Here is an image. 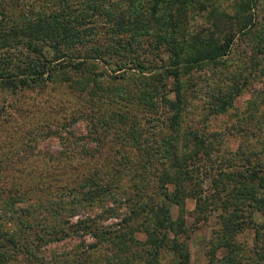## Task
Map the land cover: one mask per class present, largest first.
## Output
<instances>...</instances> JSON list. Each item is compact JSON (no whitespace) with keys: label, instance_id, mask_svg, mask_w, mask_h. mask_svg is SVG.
Segmentation results:
<instances>
[{"label":"trees","instance_id":"1","mask_svg":"<svg viewBox=\"0 0 264 264\" xmlns=\"http://www.w3.org/2000/svg\"><path fill=\"white\" fill-rule=\"evenodd\" d=\"M48 1L52 11L25 22L22 7L25 3L32 4V0H0V95L5 92L19 97L27 91L59 85L79 98L87 94L102 100L105 96L108 106H98L103 112L98 116L85 112V108L94 106L86 103L72 115L63 113L54 120L32 123L31 127L22 128V132L20 129L7 130L16 139L0 143V264H10L6 254L9 246L18 248L22 245L27 254L33 252L34 249L23 242L30 230H27V221L42 224L35 227L34 239L47 242L63 232L61 228L74 226L65 219L64 226L45 233V220L50 218L53 222L67 214L70 218L77 216V223L93 230V237L99 236L102 242L109 243L102 264H152L160 251L172 255L171 264H189V248L181 237L188 236L184 209L187 195L180 184L192 180L193 171L189 167L195 164L192 158L200 152L208 157L214 147L213 142H205V136L196 131L189 130V137H181L176 145L179 131L177 126L172 128L171 125L173 137L169 140L168 136L164 137L157 147L168 149L163 155L171 153L173 158L168 167L155 175L154 196L146 194V185L135 188V193L125 198L130 201L127 203L130 209L121 223L99 230L92 227L90 219L83 213L93 204L99 203L103 207L107 201L121 202L117 190L125 174L124 166H135V161L118 155L128 140L134 141L133 131H145L137 122L141 109L137 111L129 104L126 91H119L117 84L108 85L107 82L150 79L154 81L153 91L161 104L179 116L184 102L188 104L190 98L183 94L185 88L181 87L197 84L196 78L187 81L181 78L190 76L193 69V76L201 75L208 64L215 69L232 63L235 65L234 85L220 93L216 107L232 106L233 98L243 91L241 85H247L246 89L251 90L250 78L255 77L256 71L264 75V0H85L87 11L69 0ZM96 17H104L103 22L109 24L112 43H92L95 25L86 24L95 22ZM202 19L206 25L200 23ZM123 32L127 34L124 38L120 36ZM140 36L153 37L155 43H146V46L168 53V61L159 64L153 61L150 66H145L136 54L143 47V43H135ZM113 57L116 59L111 65L108 60ZM169 77L175 99H170L168 90H163V80ZM138 83L146 85V82ZM251 94L254 99L260 93L251 91ZM2 95L0 114L9 112V107H16ZM129 96L143 103L147 101L142 100L143 91ZM155 100L149 101L154 105L158 102L157 98ZM251 102L253 106L257 103L256 100ZM255 115L250 114L248 118ZM20 117H23L22 112ZM145 132L153 133V130ZM46 138L58 141L57 154H49L46 159L36 157L35 152H40V143ZM166 139L168 147L165 146ZM261 149L264 152V147ZM105 150L107 153L104 154ZM176 150H179L178 155H175ZM108 151L109 155L104 156ZM157 151L152 150L154 153L149 155L156 159L153 155L159 154ZM245 152L239 148L230 158L243 156ZM244 161L242 168L237 169L239 166L229 160L232 169L224 171L222 178L214 183L210 197L213 203L218 199L221 201L220 208L224 213L220 217L225 222L221 228L211 231L205 251L208 264H264V157L252 152L250 157L245 155ZM157 166L155 161L150 165L152 174ZM197 166L199 170L203 169L202 164ZM150 180L152 182L151 177ZM168 183L174 184L175 188L170 190ZM33 189L34 193H31ZM26 194L36 199L29 201ZM170 204L180 208L175 220L170 218ZM196 206L199 212L209 208V204L202 203L198 197ZM116 209L115 206L103 208L106 212ZM257 213L263 217L262 222L256 221ZM134 215L149 216L150 222L141 227L148 235L145 241L137 240L133 234L141 230L131 224L130 218ZM14 221L21 224L20 228L8 226ZM248 226L254 230V243L249 249L251 263L241 261L235 249L217 254L219 248L228 246ZM162 229L164 232L160 234ZM169 232L174 235L169 237ZM146 244V256L135 262L134 258L141 254L140 247Z\"/></svg>","mask_w":264,"mask_h":264},{"label":"rangeland","instance_id":"2","mask_svg":"<svg viewBox=\"0 0 264 264\" xmlns=\"http://www.w3.org/2000/svg\"><path fill=\"white\" fill-rule=\"evenodd\" d=\"M69 2L75 3V5H78L83 11H87V6H85L84 3L85 0H69ZM49 3L48 0H32V4L25 3L24 7H22L24 9L23 14L25 15L23 20L26 22L37 15L52 11L53 8H49L48 6ZM80 9L78 11H80ZM103 18L104 17H96L95 22L86 24L92 26L94 23L95 25L94 31L96 34L94 35L92 43L99 44L113 42L110 38L112 30L108 26L109 24L103 22ZM200 23L206 25L204 19L200 20ZM126 35L127 34L124 32L120 34V36H123L122 38H124V36L126 37ZM135 43H143V47L139 49L136 54L141 61H144L145 66H150V62L153 61H155V64H159L160 61H164V63L168 61V53H165L162 49L159 51H157V49L151 50L146 46V43H155L153 37L140 36ZM115 59L116 58L113 57L108 61H110L109 63H111V65H114L111 61ZM129 66H132V64H129ZM207 66L208 67L205 71H202L201 75L198 74L193 76L195 75L193 69L190 72V76L187 75L186 77L183 76L181 78L183 81L196 78L197 84L196 86L191 85L186 87L184 85V87H181V89L185 88L183 94H186V96H189L190 98H188V104L187 102H184L185 107H183V111L179 116H177L167 105L161 104L160 99L158 98L159 96L153 91L154 81L150 79L138 78L133 80L127 78L117 80L118 82H107L108 85L111 83L113 85L117 84V86H119V91H126V100L129 101V104L136 107L137 111L141 109V111L138 112L140 120H137V122L139 121V128L143 127L145 128V131L152 129L153 133L135 130L132 133L134 135V141L128 140L129 142L126 146L122 149L120 148L119 157L135 161L133 162L135 166H124L125 174H123L120 180V187L117 190V195H121V202L107 201L103 204V207L100 206L102 204L98 205L99 203L93 204L87 208L86 212H83L84 215L88 216L90 219L92 227H98L99 230L101 227L104 229L112 224L121 223L130 209V204H127L130 203V201L125 198L134 194L135 188L146 185L148 189L146 190V194L148 193V195L154 196L155 175H157L162 168L168 167L169 161L173 158L171 153L163 155L164 150L168 153V149L157 147L159 143H163L162 139L164 137L168 136V140L173 137L174 131L171 130V125L172 128L176 126L178 127V137L174 142L176 145L180 143L181 137H189V130L196 131L197 134L205 136V142H213L214 147L208 157H204L200 152L197 156L192 158L195 163L194 165L191 164L189 166L191 168L190 170L193 171L191 174L192 180L180 184L183 187L182 189L186 191L187 195L185 198L184 209L185 224L189 229L187 231V238H184V235L181 237L185 240L189 248V264H208L205 251L207 241L211 237V231L213 228H221L225 222L224 218L222 219L220 217V215L224 213L220 208L221 201L218 199L213 203L214 200H211L210 196L215 187L214 183H217V181L222 178V173H224V171L229 172L232 169L233 166H229L230 163H228V161L231 160V163H236L235 166H239L236 168L241 169V165L245 162V155L250 157L251 153L254 152L256 153V156L264 157V152H262L261 149L264 147V90L259 92L260 89L264 88L263 73L259 74V72L256 71L254 74L255 77L250 78L249 86H251V90L246 89L247 85H241L243 91L233 98L232 106L227 105L225 108L219 109L217 108V103L219 101H217L216 98H219L220 93L225 92L234 85L235 75L232 73L235 72V65L227 63L224 65L226 67L221 66L215 69L209 66V64ZM138 82H146V85H141ZM207 82L209 83L208 86L206 84ZM107 84L106 82L104 83L105 86ZM163 85L164 92L168 90V97L170 99H175L174 91L171 92L170 90L173 88L171 77L164 79ZM140 91H143L144 95L142 100L147 101L143 103L138 99H130V94L135 92L139 93ZM251 91L256 94L260 93L258 98L254 96L253 99ZM160 92L163 91L161 90ZM86 95L81 98L75 97L74 93L68 92L63 86L59 85L57 87L44 88L39 91H27L22 95L19 94V97L4 92L2 96L6 97L8 102L16 107L14 109L13 107H9V112L0 114V143L5 140L8 141V139H16L15 136H11V133H7L8 129H20L22 132V128L27 129L32 126V123L41 124L48 120H54L55 117H60L63 113L72 115L73 111H76V109L82 106L84 108L86 103L94 105L88 109L85 108L86 113L92 112L98 116L103 115V112L98 109V106H108L105 96L100 100L96 96L91 98L89 95ZM156 98L158 99V102L152 105L149 100L154 99V101H156ZM88 99L89 101H87ZM252 100L257 101L255 106L252 105ZM17 108L21 110L14 112ZM21 112L23 117H20ZM107 112L104 113L107 114ZM253 113H256V115L248 118V116ZM75 125L78 124L76 123ZM220 133H222V136ZM214 137H216L217 140ZM167 139V143L165 144L166 147L170 146ZM239 148L246 150L245 154L243 156H235L231 159L230 157L234 156V151L239 150ZM157 149L159 151H157ZM58 150V141L55 138H46L40 143V152L35 153L36 157L46 159L50 157L48 156L49 154H57ZM152 150H156L159 153L153 155L156 159L149 155ZM105 153H107V150H105L104 154ZM175 153V155H178L179 150H176ZM107 155H109V151L108 154L104 156ZM33 158L34 157H32V159ZM153 161L158 165L154 174L150 172L152 168L150 165ZM198 163L202 164V170H199V167L197 166ZM200 171L203 172L202 175L199 174ZM150 177L152 178V182ZM35 179L38 180L37 176ZM57 183H60V181H57ZM167 186L170 190L175 188L174 184L171 183H168ZM32 192L34 193V189L31 193ZM26 196L29 201L36 199L35 196L30 197V194H26ZM197 197L201 199L202 203L206 202L209 204V208L206 212H199L197 210ZM150 202H154V200H151ZM111 206H115L117 209L115 211L109 210V212L103 210V208L111 209ZM216 206L218 209H216ZM169 208L171 214L170 218L175 220L180 214V208L177 204H170ZM96 214H101L102 216H96ZM148 217L149 216L147 215H134L130 218V221H132V225L141 229L143 225L150 222ZM77 218V216L70 218L67 214V216L63 215L60 218L53 220V222L50 221V218L45 220L46 224L43 226L47 231L45 233H48L52 228L59 229L64 226L66 224L65 219H68V223L72 224L70 226H74L73 228H69V226L65 229L61 228L63 232L59 233L58 236L55 235L54 240L47 242L44 241L45 243L42 240L36 241V239H34L36 235L35 229H37L35 227H41L42 224H39L37 221H27V230H30L27 232V240H24L23 242L34 250H32L33 252L31 254H27L22 249V245L18 248L9 246V249H7L6 252L8 255L7 262L10 264H102L101 259L103 255H105L104 250L109 243L106 244L102 242V240L98 239L100 238L99 236L93 237V230L83 228L82 224L77 223ZM255 219L257 222H262L263 217L260 213H257ZM20 225L19 222L15 221L14 223H8V226L16 228H20ZM151 227L152 226H150V228ZM250 227L248 226L243 231L239 232L228 246L219 248L217 254L222 255L229 249H235V251H237V256L240 257L241 261L244 263H251L252 253H250L249 249L254 243V230ZM163 232L164 230L162 229L160 234ZM133 234L136 239L140 241H145L148 237L145 230L142 229L134 231ZM173 235L174 234L171 232L168 233L169 237H172ZM95 241H98V243L95 244ZM35 246L37 247L35 248ZM146 246L147 244L140 247L139 252L141 253V257L140 255L136 256L134 258L135 262L138 258L141 259L146 256ZM171 263L172 255L160 251L158 257L154 259L152 264Z\"/></svg>","mask_w":264,"mask_h":264}]
</instances>
